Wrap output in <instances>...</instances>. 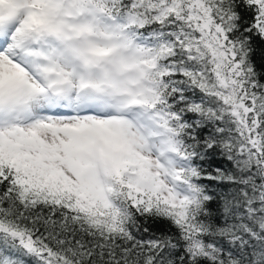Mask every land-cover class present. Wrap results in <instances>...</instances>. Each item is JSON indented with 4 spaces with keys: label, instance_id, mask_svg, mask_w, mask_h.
Wrapping results in <instances>:
<instances>
[{
    "label": "snow or ice",
    "instance_id": "1",
    "mask_svg": "<svg viewBox=\"0 0 264 264\" xmlns=\"http://www.w3.org/2000/svg\"><path fill=\"white\" fill-rule=\"evenodd\" d=\"M0 264H264V0H0Z\"/></svg>",
    "mask_w": 264,
    "mask_h": 264
}]
</instances>
